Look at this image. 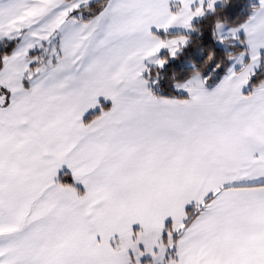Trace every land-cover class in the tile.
<instances>
[{"label":"snow or ice","instance_id":"obj_1","mask_svg":"<svg viewBox=\"0 0 264 264\" xmlns=\"http://www.w3.org/2000/svg\"><path fill=\"white\" fill-rule=\"evenodd\" d=\"M81 4L0 0V264H264V0L181 96L153 70L216 0Z\"/></svg>","mask_w":264,"mask_h":264},{"label":"trees","instance_id":"obj_2","mask_svg":"<svg viewBox=\"0 0 264 264\" xmlns=\"http://www.w3.org/2000/svg\"><path fill=\"white\" fill-rule=\"evenodd\" d=\"M255 0H223L216 6L217 12L212 17H201L194 22V28L187 34L188 43L177 53L175 57H169L163 68L154 69L153 76L156 83L152 84L153 91L159 95H186L176 90L174 81L184 80L194 71H200L203 76H208L207 87L210 88L223 75V65L219 69H214L217 62L225 59V52L228 50L224 44L218 45L212 35V24L215 23V16L226 21L228 26L238 23L249 13L250 5ZM97 0L80 9L81 15L87 18L90 15L88 9L95 8ZM15 41H0V52H9L14 46ZM39 54L40 49L35 50ZM211 52L212 59H208ZM163 52L162 54H165ZM156 73H159L156 75ZM211 73V75H210ZM257 78H264V65L257 69ZM106 106H109L107 103ZM98 111V110H96ZM95 111V112H96ZM95 112L87 115L84 119L90 118ZM62 180L70 182L69 177H61ZM191 207L187 208L190 209Z\"/></svg>","mask_w":264,"mask_h":264},{"label":"crops","instance_id":"obj_3","mask_svg":"<svg viewBox=\"0 0 264 264\" xmlns=\"http://www.w3.org/2000/svg\"><path fill=\"white\" fill-rule=\"evenodd\" d=\"M93 1H96V0H88V4L92 3ZM255 1H256V0H255ZM220 2H221V0H216V6H217L218 4H220ZM84 7H85V6H84L83 4H81V8H80V9H82V8H84ZM79 14L81 15V11H80ZM199 18H201V17H199ZM199 18H194L193 23H194L196 20H198ZM176 31L184 32L185 30H184L183 28H177V27H171V28L169 29V32H170V33H175ZM189 31H190V30H189ZM189 31H188V32H189ZM188 32H187V33H188ZM0 41H2V40H0ZM163 52H166V50L162 49V50H161V54H162ZM212 87H213V86H212ZM212 87H210V88H212ZM210 88H209V89H210ZM182 93H184V94L187 95V93L184 92V90H182ZM107 103H108L109 106H110V101H108ZM96 110H98V109H95V110H93V109H89L88 112L85 113V116H87V115H89V114L95 112ZM85 116H84V117H85ZM185 207H186V210H187V208L191 207V205H186Z\"/></svg>","mask_w":264,"mask_h":264},{"label":"rangeland","instance_id":"obj_4","mask_svg":"<svg viewBox=\"0 0 264 264\" xmlns=\"http://www.w3.org/2000/svg\"><path fill=\"white\" fill-rule=\"evenodd\" d=\"M227 27H229V26L227 24H225V29H227ZM216 41H217L218 45H222V43L219 40L216 39ZM176 90H178L179 92H182V89L176 88Z\"/></svg>","mask_w":264,"mask_h":264},{"label":"clouds","instance_id":"obj_5","mask_svg":"<svg viewBox=\"0 0 264 264\" xmlns=\"http://www.w3.org/2000/svg\"><path fill=\"white\" fill-rule=\"evenodd\" d=\"M101 2H102V0H101ZM212 54H211V52L209 53V56H211Z\"/></svg>","mask_w":264,"mask_h":264}]
</instances>
